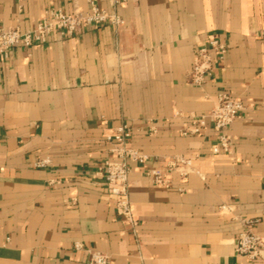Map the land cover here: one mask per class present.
Returning <instances> with one entry per match:
<instances>
[{
	"label": "crops",
	"instance_id": "0c3cea01",
	"mask_svg": "<svg viewBox=\"0 0 264 264\" xmlns=\"http://www.w3.org/2000/svg\"><path fill=\"white\" fill-rule=\"evenodd\" d=\"M93 1L124 23L53 32L0 56V264H88L89 249L109 264H264L234 251L244 220L257 218L264 236V0ZM49 7L89 4L0 0V26L30 30ZM210 34L229 48L193 85V49ZM220 90L245 109L228 129L231 150L213 153L212 126L183 136L174 111L206 113ZM123 122L128 145L149 155L130 162L134 226L99 172L111 157L104 137ZM175 155L193 171L153 184L144 169Z\"/></svg>",
	"mask_w": 264,
	"mask_h": 264
},
{
	"label": "built area",
	"instance_id": "2783aa9c",
	"mask_svg": "<svg viewBox=\"0 0 264 264\" xmlns=\"http://www.w3.org/2000/svg\"><path fill=\"white\" fill-rule=\"evenodd\" d=\"M114 4L123 0H113ZM88 10L74 8L71 11H63L52 7L46 8L35 26L27 31H21L19 27L0 26V56L6 58L9 50L17 45L31 47L35 44L45 43L50 33L57 32L63 37H74L85 26L98 27L102 24L119 26L124 23L123 18L114 10L99 7L93 0H87ZM264 38V28L259 33ZM228 44L215 35H208L203 41L197 43L193 49V61L190 69L189 81L193 85L201 86L212 76L214 70L223 62ZM245 109L242 100L234 97L226 90H220L216 95L214 105L206 113H183L175 110L174 116L183 119L180 134L183 136L200 134L208 124L216 132V142L212 145L213 153L219 151L229 152L232 147V136L228 129L230 125L241 116ZM150 131H154L151 127ZM131 126L123 122L106 133L104 140L109 145L111 157L107 158L99 169L105 179L109 195L115 198V208L119 216L130 225L136 224L132 215L129 200V172L130 162L141 165L149 159V155L128 145L132 135ZM43 160L38 164H44ZM193 171L191 159L183 155H175L167 163L165 169L145 168V175L153 184L169 187L172 173L175 172L181 179ZM182 190V189H180ZM225 208V206H222ZM257 218L243 221V229L235 239L234 251L251 260H264V236L253 231V224ZM80 242H75V248H81ZM109 256L105 253L89 249L88 264H109Z\"/></svg>",
	"mask_w": 264,
	"mask_h": 264
}]
</instances>
